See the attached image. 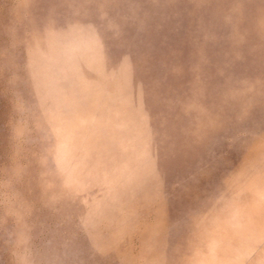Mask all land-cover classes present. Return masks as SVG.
<instances>
[{
  "label": "rangeland",
  "instance_id": "1",
  "mask_svg": "<svg viewBox=\"0 0 264 264\" xmlns=\"http://www.w3.org/2000/svg\"><path fill=\"white\" fill-rule=\"evenodd\" d=\"M0 264H264V0H0Z\"/></svg>",
  "mask_w": 264,
  "mask_h": 264
}]
</instances>
